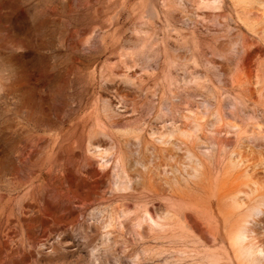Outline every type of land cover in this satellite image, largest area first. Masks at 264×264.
<instances>
[{"label": "rangeland", "instance_id": "rangeland-1", "mask_svg": "<svg viewBox=\"0 0 264 264\" xmlns=\"http://www.w3.org/2000/svg\"><path fill=\"white\" fill-rule=\"evenodd\" d=\"M0 264H264V0H0Z\"/></svg>", "mask_w": 264, "mask_h": 264}]
</instances>
